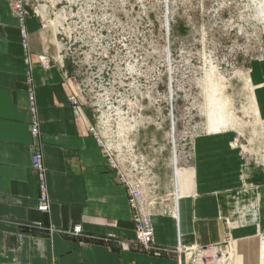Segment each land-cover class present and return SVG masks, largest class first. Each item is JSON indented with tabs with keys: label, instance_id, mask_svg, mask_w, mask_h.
Masks as SVG:
<instances>
[{
	"label": "crops",
	"instance_id": "1",
	"mask_svg": "<svg viewBox=\"0 0 264 264\" xmlns=\"http://www.w3.org/2000/svg\"><path fill=\"white\" fill-rule=\"evenodd\" d=\"M27 10L21 28L11 1L0 0V264H195L184 251L221 245L228 236L242 243L236 264H258L264 253V153L259 158L243 147L230 127L197 136L189 165L179 168L189 178L179 184V175L155 176L144 188L153 247L161 255L144 251L134 242L126 189L87 133L95 115L84 104H69L73 97L81 101L71 73L64 78L70 63L62 61L55 35ZM25 60L32 66L33 104ZM249 78L264 143V63L253 62ZM35 151L45 170L48 212L37 210ZM75 225L79 236L68 233Z\"/></svg>",
	"mask_w": 264,
	"mask_h": 264
},
{
	"label": "rangeland",
	"instance_id": "2",
	"mask_svg": "<svg viewBox=\"0 0 264 264\" xmlns=\"http://www.w3.org/2000/svg\"><path fill=\"white\" fill-rule=\"evenodd\" d=\"M96 4L99 13L91 18L93 24L102 32L100 41L114 68L126 77L122 80L115 71L117 88L122 83L125 87L119 91L122 96L114 93L109 99L127 108L112 121L110 114H102L98 125L107 146L134 178L144 187L155 176L172 178L174 154L179 184L181 177L189 178V171L179 169L190 162L183 139L194 140L221 119L237 131L243 147L263 156L261 124L247 80L251 85L252 63H264V0H96ZM107 8L112 13L107 15ZM50 27L54 38V26ZM70 67L68 74L73 73ZM217 99L225 102L224 109ZM170 107L176 122L173 135ZM238 243L228 251L230 264H236ZM263 257L259 254L258 264Z\"/></svg>",
	"mask_w": 264,
	"mask_h": 264
},
{
	"label": "built area",
	"instance_id": "3",
	"mask_svg": "<svg viewBox=\"0 0 264 264\" xmlns=\"http://www.w3.org/2000/svg\"><path fill=\"white\" fill-rule=\"evenodd\" d=\"M10 1L12 14L18 20V24L21 28L24 25L26 17L29 15L27 9L30 8L34 15L43 23V27L54 26L55 37L60 49V57L62 61H68L72 65L73 73H71V77L75 82L76 92L81 98V101L76 97L70 98L69 104L73 107L84 104L89 107L95 115L97 123L89 125L87 133L96 140L97 144L107 157L109 167L115 172L119 183L126 189L132 217L131 221L135 233L134 242L144 251H153L155 256H160L161 253L153 247V229L151 215L148 210V200L144 189L145 187L141 181L132 176V172L121 162V158L115 155L114 151L107 146L105 142L106 140L101 135V126L98 125V121H102L104 119L103 115L106 113L110 114L109 119L111 121L115 119V117H121V114L126 107L118 105L115 99L111 100L109 98L112 95L115 97L114 93H118V95L121 96L123 95L119 91L125 87L122 80H125L126 77L119 70L114 68L109 57L110 54L108 48L103 47L102 42L100 41L102 32L93 24V20L91 19L99 13L96 0ZM164 9V12L168 13L167 6ZM112 11L113 10L110 8H107L104 12L108 15L109 13H112ZM174 11H178L177 5L174 6ZM41 62L47 67V62L43 60H41ZM25 65V84L27 87L28 99L33 104L35 95L33 90H31L32 66L29 60H25ZM115 71H117V73L120 72L119 75H122V86H119L118 88L117 85L119 80L115 77ZM68 77L69 74L64 73V78L68 79ZM31 111L35 113L36 108H31ZM168 120L170 131L173 135L174 129L176 128V122L174 120L172 107H170L168 112ZM30 131L34 137L38 135L36 117H33L32 119ZM192 140L193 138L183 139V143L185 144L184 147L189 146L190 155ZM187 157L188 156H186V160ZM174 159H177L175 154ZM31 168L40 174V197L37 203V210L39 212H48L50 209V200L45 180V170L42 167V156L38 151H35L31 155ZM68 233H71L74 236H79L82 234V230L79 225H75L68 231ZM231 245L232 239L228 236L221 245H213L200 249L194 248L188 251V253L185 251L183 253L188 259H194L195 264H230L228 250Z\"/></svg>",
	"mask_w": 264,
	"mask_h": 264
},
{
	"label": "bare ground",
	"instance_id": "4",
	"mask_svg": "<svg viewBox=\"0 0 264 264\" xmlns=\"http://www.w3.org/2000/svg\"><path fill=\"white\" fill-rule=\"evenodd\" d=\"M158 11V10H157ZM264 16V15H263ZM123 25V24H122ZM51 29V27H47V29ZM170 72V71H169ZM248 78V77H247ZM247 84H248V86L251 88V92H252V87H251V85L249 84V80H247ZM252 96V95H251ZM217 102H218V104L219 105H221V107L224 109V107H225V102L222 100V101H220V99L218 100H216ZM215 101V103H217ZM214 102V101H213ZM253 103V107H254V114H255V116L257 117V120H258V122L261 124V122H260V119L258 118V114H257V110H256V107H255V104H254V101L252 102ZM218 104H216L217 106H218ZM130 107V106H129ZM132 111V110H131ZM119 120V119H118ZM123 120V119H122ZM125 124V123H124ZM213 124V123H212ZM214 126H212L211 127V131H214V132H218L220 129H222V128H227L228 127V124L227 123H225L224 124V122H223V120L221 119L220 121H219V123H217V120L214 122ZM211 126V125H210ZM175 164H176V159H173V165H174V167H175ZM174 176H176V178L178 179V173H176L175 172V174H174ZM176 184V183H175ZM176 187H177V184H176ZM228 205V204H227ZM251 206V205H250ZM229 213V212H228ZM256 227V226H255ZM256 242V241H255ZM244 244V243H243ZM238 246H240L241 247V245H242V243H238L237 244ZM237 246V247H238ZM236 248V247H235ZM229 252L231 251L230 249L228 250ZM235 252H237V250H235ZM264 254V253H263ZM237 255H238V253H237ZM230 257V256H229ZM262 259H264V257L262 258ZM257 263H258V261H257ZM260 263H261V261H260ZM262 264V263H261Z\"/></svg>",
	"mask_w": 264,
	"mask_h": 264
}]
</instances>
